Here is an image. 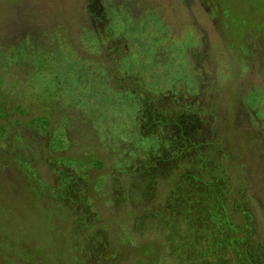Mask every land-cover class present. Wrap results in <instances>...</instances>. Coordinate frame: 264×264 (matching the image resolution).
I'll return each mask as SVG.
<instances>
[{"label": "rangeland", "instance_id": "obj_1", "mask_svg": "<svg viewBox=\"0 0 264 264\" xmlns=\"http://www.w3.org/2000/svg\"><path fill=\"white\" fill-rule=\"evenodd\" d=\"M0 264H264V0H0Z\"/></svg>", "mask_w": 264, "mask_h": 264}, {"label": "flooded vegetation", "instance_id": "obj_2", "mask_svg": "<svg viewBox=\"0 0 264 264\" xmlns=\"http://www.w3.org/2000/svg\"><path fill=\"white\" fill-rule=\"evenodd\" d=\"M111 6V3L109 4V7ZM111 10H112V12L113 13H117L116 12V10H114L113 8H111L110 7V12H111ZM129 10H130V8H124L123 10L121 9L120 10V12L122 13V14H127L128 12H129ZM119 14V13H118ZM123 18H124V16H123ZM141 51V50H140ZM129 54V53H128ZM127 55V54H126ZM152 57L154 58H152L153 60L151 61V62H154V63H156L157 62V48L154 50V53L152 54ZM139 59H140V57L138 56L137 57V60H136V62H139ZM122 62V61H121ZM136 66L138 67V68H140L141 66L140 65H137L136 64ZM132 69V68H131ZM105 73H104V75H105V77H106V85H105V88H106V90H107V93L108 92H111V93H116L117 91H124V93H126V95H123V96H127V89H129L128 87L126 88V87H124L123 88V90H118V89H114V86H110V75H109V73H107L108 72V70H107V67L105 68ZM94 73V72H93ZM94 75V74H93ZM109 89V90H108ZM151 90V89H150ZM128 91H130L131 92V94H133L134 93V95H135V97H137V99L138 100H143V98H144V96H145V91L144 90H141L140 88L138 89H135V88H131V89H129ZM141 101H139V104H140V102ZM141 110H142V107H140L139 108V113H140V115L142 114L141 113ZM140 119H142V117H140ZM142 123V122H141Z\"/></svg>", "mask_w": 264, "mask_h": 264}, {"label": "trees", "instance_id": "obj_3", "mask_svg": "<svg viewBox=\"0 0 264 264\" xmlns=\"http://www.w3.org/2000/svg\"><path fill=\"white\" fill-rule=\"evenodd\" d=\"M2 109V108H1ZM41 118H43V122H44V125H45V127L47 126V124H48V119L46 118V117H38V118H36V119H41ZM35 119V120H36ZM96 163H97V166H100L101 165V162L100 161H96Z\"/></svg>", "mask_w": 264, "mask_h": 264}]
</instances>
